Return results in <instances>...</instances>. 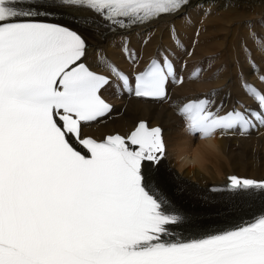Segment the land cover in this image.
<instances>
[{
	"label": "bare ground",
	"instance_id": "bare-ground-1",
	"mask_svg": "<svg viewBox=\"0 0 264 264\" xmlns=\"http://www.w3.org/2000/svg\"><path fill=\"white\" fill-rule=\"evenodd\" d=\"M49 6L76 19L69 24L84 34L88 44L85 57L91 65L106 55L125 67L128 60L123 52L129 48L140 53L138 63L164 48L176 50V58L185 57L189 66L202 59L197 69L188 70L179 87L171 89V101L124 97L114 111L121 113L117 118L89 126V132L99 136L126 133L139 119L163 126L168 158L147 173L169 205L183 215V231L207 229L264 210V191L227 195L210 190L211 185L224 183L229 174L264 179V125L248 131L246 137L215 133L198 139L178 113L177 102L182 95L184 99L188 94L210 91L220 96L244 95L239 76L250 73V59L264 69V0H196L175 16L161 17L128 32L105 26L85 10Z\"/></svg>",
	"mask_w": 264,
	"mask_h": 264
},
{
	"label": "rangeland",
	"instance_id": "rangeland-1",
	"mask_svg": "<svg viewBox=\"0 0 264 264\" xmlns=\"http://www.w3.org/2000/svg\"><path fill=\"white\" fill-rule=\"evenodd\" d=\"M206 7V5L203 7V8H205ZM239 9H240V6H239ZM88 49V48H87ZM211 195H212V192H211ZM213 196V195H212ZM213 197H216V196H213Z\"/></svg>",
	"mask_w": 264,
	"mask_h": 264
}]
</instances>
